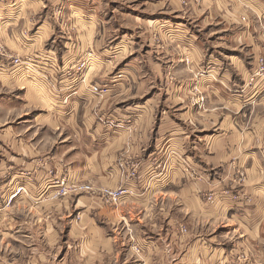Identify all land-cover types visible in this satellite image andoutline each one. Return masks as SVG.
Masks as SVG:
<instances>
[{
    "label": "crops",
    "instance_id": "obj_1",
    "mask_svg": "<svg viewBox=\"0 0 264 264\" xmlns=\"http://www.w3.org/2000/svg\"><path fill=\"white\" fill-rule=\"evenodd\" d=\"M0 45L35 61L0 55V125L16 91L57 134L0 129L2 264H264V0H0ZM61 176L129 191L52 197Z\"/></svg>",
    "mask_w": 264,
    "mask_h": 264
},
{
    "label": "built area",
    "instance_id": "obj_2",
    "mask_svg": "<svg viewBox=\"0 0 264 264\" xmlns=\"http://www.w3.org/2000/svg\"><path fill=\"white\" fill-rule=\"evenodd\" d=\"M0 55L5 56L8 63L4 67L5 70L9 71H23L28 72V68L32 69L34 66L35 61L31 57H22L19 55H14L12 53H9L6 51V49L0 45ZM258 68L256 70L257 75H264V58L258 59ZM86 65V60L81 61L78 66L77 70L83 69V67ZM91 91L95 93L104 92L106 89L101 87L97 83H91L90 86H88ZM195 177H198L197 173L192 174ZM48 186L54 187V191L52 192V197L57 196H66L70 193H78L80 191H86V192H95L100 197H102L106 202L111 203H117L120 201L123 195H125L129 189L126 185H120L115 188H107V187H100V188H94L91 184H80V185H74L72 183H69L67 178L65 176H61L59 178L53 179L50 181ZM27 191L26 183H20L18 182L15 187L12 189L11 194L7 200V202H10L13 197L17 196L18 194ZM236 196L235 198H237ZM205 199L208 202H214L215 195L212 191H209L205 194ZM135 250H139V247L137 245H134Z\"/></svg>",
    "mask_w": 264,
    "mask_h": 264
},
{
    "label": "rangeland",
    "instance_id": "obj_3",
    "mask_svg": "<svg viewBox=\"0 0 264 264\" xmlns=\"http://www.w3.org/2000/svg\"><path fill=\"white\" fill-rule=\"evenodd\" d=\"M64 5L65 4H63L62 2L53 5V8H52L53 11L52 12H53V17L56 21V25L58 22V25L61 26V28H65V30H66V29H68V28L70 29L72 27L70 26L69 19H68V16L66 15V11H65L66 8ZM112 42H114V41H112ZM121 47H124V46L121 45ZM260 58H264V57H259V59ZM85 60H86V65H87L90 62V60H89V62L87 59H85ZM111 63H114V61ZM77 66L75 67L76 70H77ZM117 67L118 66H115L114 71L117 70ZM257 68H256V70H257ZM256 70L252 73V77H255L257 75ZM77 72L79 73L80 70H78ZM117 76H118V78H120L121 74H118ZM13 94H14V96H12V98H14L13 101L16 100L18 105H21L22 107H24V109L26 108V111H28V114L23 115L21 117L16 115L15 117H12V119L11 118L5 119L7 123H2L0 125V129L4 130L5 127L9 125V123H10V126L13 125L14 130H16V129L21 130L23 128H27L28 131L26 134H28V138L32 135V133H35V137H41L45 140H48L49 144L51 145V143L53 141V136L55 138H57V134L52 132L53 128H51V126L48 125V119H46L47 122H46V120L44 122L43 121L44 119H42L43 116H41L40 118H36V114L43 112V110H41L40 107L35 106V105L24 106L23 105L24 100H21L20 97H16L17 92L14 91ZM18 101H21V102H18ZM17 103H15V104H17ZM49 122H50V120H49ZM66 130H67L66 127H64L62 129L63 134L59 137L61 139L66 138V140H65L66 142L62 143L61 145L65 144V143L67 144L68 142L70 144V142L72 141V138H73L72 136L68 137L64 134ZM52 151H53V148H51V152ZM78 185H80V184H78ZM80 192H85V191H80ZM58 197H60V196H57L55 198H58ZM1 228L2 227L0 226V230H1ZM6 237H9V236H6L4 231L1 230L0 231V264H2L1 263L2 261L4 262L8 258H11L13 256H17V255L20 256V250L18 249L20 244L19 243H12L11 241H9V245H8V247H6Z\"/></svg>",
    "mask_w": 264,
    "mask_h": 264
},
{
    "label": "bare ground",
    "instance_id": "obj_4",
    "mask_svg": "<svg viewBox=\"0 0 264 264\" xmlns=\"http://www.w3.org/2000/svg\"><path fill=\"white\" fill-rule=\"evenodd\" d=\"M90 86V85H89ZM72 184H74V185H78L77 183H72Z\"/></svg>",
    "mask_w": 264,
    "mask_h": 264
}]
</instances>
